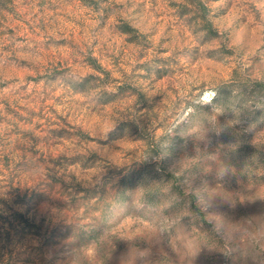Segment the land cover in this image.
Wrapping results in <instances>:
<instances>
[{
	"label": "rangeland",
	"instance_id": "1",
	"mask_svg": "<svg viewBox=\"0 0 264 264\" xmlns=\"http://www.w3.org/2000/svg\"><path fill=\"white\" fill-rule=\"evenodd\" d=\"M0 264H264V0H0Z\"/></svg>",
	"mask_w": 264,
	"mask_h": 264
}]
</instances>
